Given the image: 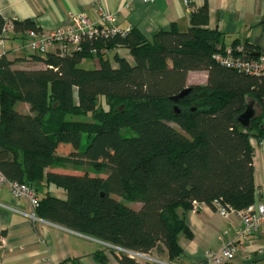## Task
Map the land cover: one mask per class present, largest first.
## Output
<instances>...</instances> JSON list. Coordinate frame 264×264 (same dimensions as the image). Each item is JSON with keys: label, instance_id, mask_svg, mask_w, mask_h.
<instances>
[{"label": "trees", "instance_id": "16d2710c", "mask_svg": "<svg viewBox=\"0 0 264 264\" xmlns=\"http://www.w3.org/2000/svg\"><path fill=\"white\" fill-rule=\"evenodd\" d=\"M12 22L14 32L40 30L31 19ZM4 26L0 16V34ZM220 40L211 29L172 28L149 38L132 27L124 35L84 38L70 53L32 56L41 68H12L0 57V171L35 188L46 177L64 189L65 200L46 194L35 213L115 247L96 251L95 264L109 257L138 264L120 249L175 259L183 254L179 236H191L184 213L194 202L213 209L215 199L234 209L254 202L249 138L264 141V77L217 62ZM117 46L129 50L133 64L117 54L116 68L103 59V49ZM93 57L98 67L81 66ZM190 71H206V84L187 85ZM186 86L192 91L185 98L170 99ZM247 96L260 112L242 127L237 117ZM18 102L29 112L17 110ZM64 163L86 164L97 175H44Z\"/></svg>", "mask_w": 264, "mask_h": 264}, {"label": "crops", "instance_id": "0c3cea01", "mask_svg": "<svg viewBox=\"0 0 264 264\" xmlns=\"http://www.w3.org/2000/svg\"><path fill=\"white\" fill-rule=\"evenodd\" d=\"M204 5L206 12L201 10ZM192 6L189 12L180 0H153L151 3L143 0H0V16L6 23L31 19L40 30L50 31L65 23L71 14L83 13L96 20L104 10L117 13L120 28L129 31L136 27L149 38L159 30L172 28L179 31L192 27L211 29L221 33L219 46L222 48L245 50L248 45L246 52L250 56L264 54V0H193ZM27 43L25 32H9L0 44V57L13 61L12 68L16 69L43 67L42 62L32 58L40 54L30 52ZM101 52L103 59L109 60L114 68L117 67L113 60L115 54L134 63L129 50L123 46ZM87 60L93 58L83 59L81 64ZM94 60L93 67H98V58ZM206 82V71L188 72L187 85H205ZM246 101L252 103L254 109L258 106L251 96H247ZM17 104V110L29 112L28 104ZM249 142L253 149L254 202L264 203V141L250 136ZM58 155L65 156L67 152ZM85 170L97 175L86 164L72 163L48 167L44 175L48 171L79 174ZM35 189L40 199L46 194L67 198V192L46 181V177ZM30 211L27 199L14 198L6 184L0 185V264H61L65 260L68 264H95V252L109 245L41 217L32 219ZM184 217L191 236L178 238L183 254L170 260L166 254L152 251L147 253L150 257L169 264H206V252L217 250L223 241H234L237 252L226 264H264V235L243 239L234 216L223 218L208 204L194 202ZM137 262L157 264L146 259ZM106 264L118 263L109 257Z\"/></svg>", "mask_w": 264, "mask_h": 264}, {"label": "built area", "instance_id": "2783aa9c", "mask_svg": "<svg viewBox=\"0 0 264 264\" xmlns=\"http://www.w3.org/2000/svg\"><path fill=\"white\" fill-rule=\"evenodd\" d=\"M151 3L153 0H143ZM193 0H180L187 11L191 12ZM13 31V22H5L0 34V44L9 32ZM127 31L120 28L117 13L101 10L96 20L90 19L83 13L71 14L68 20L50 31L28 29L25 31L28 50L34 54H45L58 51L60 54L70 53L80 49L84 38H108L117 34L124 35ZM214 59L223 66L249 75L264 77V54L249 56L241 47L224 48L223 52L214 55ZM6 184L14 198L27 199L31 211L29 216L36 219L35 209L40 198L35 187L27 182L10 180L0 171V185ZM214 210L223 218L234 216L239 223V236L243 239L264 235V203L254 202L243 209H234L229 205H222L219 200H213ZM220 239L222 237L220 236ZM131 257L137 259H151L157 264H169L150 257L147 253L127 251ZM237 252L234 241H223L215 251L205 254L206 264H226Z\"/></svg>", "mask_w": 264, "mask_h": 264}, {"label": "water", "instance_id": "95a60500", "mask_svg": "<svg viewBox=\"0 0 264 264\" xmlns=\"http://www.w3.org/2000/svg\"><path fill=\"white\" fill-rule=\"evenodd\" d=\"M191 91H192V88L190 86H186L177 95H174V96L170 97V99L175 101V102H177L178 100L185 98ZM174 109L177 112L180 111L177 105L174 106ZM254 116H255V109L253 108V104L252 103H247L244 111L238 115L237 122L242 127H248L249 124H250L251 119ZM101 196H103V193H101Z\"/></svg>", "mask_w": 264, "mask_h": 264}, {"label": "rangeland", "instance_id": "374dc122", "mask_svg": "<svg viewBox=\"0 0 264 264\" xmlns=\"http://www.w3.org/2000/svg\"><path fill=\"white\" fill-rule=\"evenodd\" d=\"M95 59V57H93V60H87L86 62H84V63H82L81 64V66L82 67H86V68H96V67H93V62H95L96 63V60H94ZM97 62H98V60H97ZM102 98V97H101ZM19 103V102H18ZM17 104V103H16ZM18 105V104H17ZM257 106V105H256ZM17 107V106H16ZM15 107V108H16ZM17 109V108H16ZM260 112V109H259V107L257 106L256 108H255V113L256 114H258ZM83 120L85 119V120H87L86 118H82ZM263 122H264V120H262ZM172 125H174L173 123H171ZM175 126V125H174ZM85 140L86 139H84L83 140V143H85ZM105 173V172H104ZM103 173V175H105ZM116 199H118V200H120L122 203H124V204H126V205H130V206H133V207H135V208H137V207H140V203H134L133 201H130L129 200V198L128 197H120V196H118V195H113ZM105 248H115L114 246H112V245H105ZM118 249V248H117ZM121 250V249H120ZM125 253H127V252H125ZM128 254V253H127ZM139 260H141V259H139ZM146 260H148V261H150V262H152V263H155L153 260H151V259H146Z\"/></svg>", "mask_w": 264, "mask_h": 264}]
</instances>
